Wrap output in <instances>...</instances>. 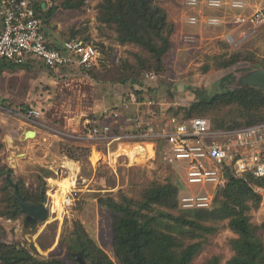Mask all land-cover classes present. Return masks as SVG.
Instances as JSON below:
<instances>
[{"label":"rangeland","instance_id":"rangeland-1","mask_svg":"<svg viewBox=\"0 0 264 264\" xmlns=\"http://www.w3.org/2000/svg\"><path fill=\"white\" fill-rule=\"evenodd\" d=\"M35 1L55 8L45 25L47 32L51 33L52 20L61 24L60 41L79 38L92 43L99 51H102V44L105 49L101 52L98 67L90 72L81 69L55 72L36 64L28 69L0 71V168L13 169V182L17 184L22 180L31 193H38L43 186L48 191L51 184L57 187L58 182L66 178L70 181L74 178L78 190L71 208L53 216L50 214L45 222L32 227L25 222L26 214L19 219L1 216L13 205L10 197L15 195V190L11 185L14 192L6 189L7 178L0 176V240L19 244L41 260L56 258L71 263L67 244L62 241L69 239L74 222L78 221L90 238L114 260L113 217L99 204L100 197L118 198L123 193L139 200L141 191L153 181L180 185V195L188 194L189 190L184 184L181 164L172 163L163 155L138 165L121 158L116 167L113 165L114 170L103 147H97L98 151L104 152L100 158L99 154L93 153L92 147L80 144L74 138L76 133H80L83 118L99 113L104 104L116 101L135 80L151 88L152 98L168 104L171 109L189 107L196 99L197 90L212 96L236 88L241 76L264 69V27H246L249 36L240 41L242 30L238 28L208 29L185 22V14L195 12L189 4L192 7L200 5L201 8L202 0H157L177 26L172 36L173 49L166 57V73L158 75L154 82H145L143 77L148 71L130 68L135 64L134 54L140 48L119 45L115 31L99 22V4L103 0ZM80 1L84 3L80 8L72 7ZM248 1L255 5L261 0ZM203 11L206 12L204 7ZM207 14L221 16L213 10H207ZM182 24L185 28L194 27L187 37L183 32L185 28L181 29ZM49 33L48 37L54 38ZM228 33H232L235 44L222 39ZM239 54L247 58H238ZM224 62L231 64L226 68L220 67ZM26 107L40 109L41 118L33 121L21 118V110ZM225 113L232 111L228 108L219 115ZM27 131L39 132V135L25 139ZM91 158L96 162L95 159L100 158V162L94 167ZM64 167L69 174L63 173ZM51 179L54 181L50 182ZM45 205L51 207L48 195ZM183 213L180 207L174 212L176 215ZM250 217L258 227L257 235L264 240V228H261L264 223L263 204L253 209ZM237 237L226 224H220L215 234L204 238L203 250L193 264H203L216 256L221 264H228L235 255L231 241ZM186 243L193 242L188 239Z\"/></svg>","mask_w":264,"mask_h":264},{"label":"trees","instance_id":"trees-1","mask_svg":"<svg viewBox=\"0 0 264 264\" xmlns=\"http://www.w3.org/2000/svg\"><path fill=\"white\" fill-rule=\"evenodd\" d=\"M30 4L44 24L54 13L55 8H48L45 2L30 0ZM83 4V1L76 2L72 7L80 8ZM98 19L115 31L119 45L140 48L134 54L135 64L130 66L131 69L154 72L157 76L166 73V57L173 49L172 36L176 24L169 19L167 10L157 0H103L99 4ZM101 47L103 51L105 46L102 44ZM237 57L247 58L241 54ZM230 64L220 63V67L226 68ZM30 66L31 63L18 66L0 61V71L28 69ZM196 93L193 104L171 109V112L183 114L186 118L207 117L215 113V116L208 118L215 127L222 129H236L264 121V93L261 89L247 86L212 96L198 90ZM130 94L152 98L151 88L136 80L123 96ZM228 108L232 113L219 115ZM0 173V176L7 177L8 173L12 178L14 176L13 169L6 167H1ZM17 185L27 202L36 205L47 202L46 186L38 193H31L22 180ZM180 187L171 182L163 184L153 181L141 191L139 200L123 193L118 198H99V204L107 208L113 217L114 260L76 221L69 239L62 241L67 244L71 263L56 258L41 260L19 244L0 240V264H74V254L81 255L86 264H193L203 250L204 238L215 234L223 223L238 236L231 241L235 255L228 264H264V240L257 235L258 227L250 217L251 211L262 204L263 195L255 192V188L264 189V179L230 174L226 186L218 191L211 209H183L179 203ZM5 188L14 192L7 179ZM10 200L13 205L1 216L19 219L25 213L16 195L13 194ZM179 207L184 213L174 214ZM261 228H264V223ZM188 239L193 243L187 244ZM203 264H221V261L216 256Z\"/></svg>","mask_w":264,"mask_h":264},{"label":"built area","instance_id":"built-area-1","mask_svg":"<svg viewBox=\"0 0 264 264\" xmlns=\"http://www.w3.org/2000/svg\"><path fill=\"white\" fill-rule=\"evenodd\" d=\"M189 7L195 12L185 14L187 24L208 29L238 28L242 30L240 41L249 36L246 27H264V0L255 5L248 0H202L201 8L191 4ZM207 10L220 11L222 15L207 14ZM0 24V61L18 66L31 63L55 72L92 70L99 65L101 53L92 43L73 38L63 41L58 48L49 44L44 22L30 0H0ZM222 39L231 45L236 41L232 33ZM157 78L154 72H147L143 77L145 82H154ZM167 105L149 96L121 95L113 103L104 104L99 113L86 115L80 133L74 138L92 147L100 158L104 152L97 147H103L113 169L121 158L138 165L154 160L159 152L166 160L180 163L189 193L180 195L179 203L187 210L211 209L230 174L264 179V121L222 129L215 127L207 117L175 115ZM19 116L33 121L40 119L42 112L26 107ZM100 158L95 159L97 162L91 158L94 167ZM63 169V173L69 174L68 169ZM71 182L61 202L62 212L71 208L78 196L77 181L71 178ZM50 186L47 195L51 198V207L48 209L53 216L58 214L55 208L57 187ZM255 192L263 195L264 206V189L255 188Z\"/></svg>","mask_w":264,"mask_h":264},{"label":"water","instance_id":"water-1","mask_svg":"<svg viewBox=\"0 0 264 264\" xmlns=\"http://www.w3.org/2000/svg\"><path fill=\"white\" fill-rule=\"evenodd\" d=\"M253 87L261 89L264 93V69H257L250 71L238 80L236 88ZM37 137V132L27 131L25 133V139ZM7 180L9 184L14 188L16 198L20 204L22 211L26 214L25 222L32 227H36L40 222H45L50 215L48 207L44 203L36 205L34 203L27 202L19 192V187L13 182L11 175L7 174ZM73 262L76 264H86L83 257L79 254L73 255Z\"/></svg>","mask_w":264,"mask_h":264},{"label":"crops","instance_id":"crops-1","mask_svg":"<svg viewBox=\"0 0 264 264\" xmlns=\"http://www.w3.org/2000/svg\"><path fill=\"white\" fill-rule=\"evenodd\" d=\"M262 1V0H261ZM250 3V2H249ZM251 4V3H250ZM252 5V4H251ZM218 13L220 14V15H222V12H220V11H218ZM214 15V14H213ZM175 23V22H174ZM176 24V23H175ZM58 26V27H57ZM177 26V25H176ZM182 28L181 29H184L185 27H184V25L182 24ZM0 27H1V24H0ZM57 27V28H56ZM195 27V26H194ZM194 27L193 28H188L187 26H186V28H185V30H183V32H184V35H186V37L187 36H189L192 32H193V30H194ZM197 27V26H196ZM227 27V26H226ZM228 27H230V26H228ZM231 28V27H230ZM201 29H203V28H201ZM61 30V24L58 22V21H55L54 20V22H53V20H52V22H51V27H50V31H51V33H49V32H47V30H46V25L44 24V33H45V36H46V38H47V40H48V43L49 44H51L53 47H60L61 46V44L63 43V41H60V34L62 33V31H60ZM47 32V33H46ZM181 32H182V30H180V34H181ZM48 33L49 34H52V35H54V38H49L48 37ZM183 34V33H182ZM209 40H211V39H209ZM212 41V40H211ZM106 44V43H105ZM39 135V132H37V136Z\"/></svg>","mask_w":264,"mask_h":264},{"label":"bare ground","instance_id":"bare-ground-1","mask_svg":"<svg viewBox=\"0 0 264 264\" xmlns=\"http://www.w3.org/2000/svg\"><path fill=\"white\" fill-rule=\"evenodd\" d=\"M35 132V131H34ZM35 138V137H33ZM68 163V162H67ZM72 163V162H71ZM75 166V164H74ZM77 167V166H76ZM76 170V169H75ZM78 174V173H77ZM72 175V174H71ZM78 176V175H77ZM71 177V176H70ZM72 185V182L70 181V179H64L62 181H59L57 184L58 187V192L55 195V208L58 210V212L60 213L62 210V206H61V202L62 199L64 198V193L65 191Z\"/></svg>","mask_w":264,"mask_h":264},{"label":"clouds","instance_id":"clouds-1","mask_svg":"<svg viewBox=\"0 0 264 264\" xmlns=\"http://www.w3.org/2000/svg\"><path fill=\"white\" fill-rule=\"evenodd\" d=\"M50 212V211H49Z\"/></svg>","mask_w":264,"mask_h":264}]
</instances>
